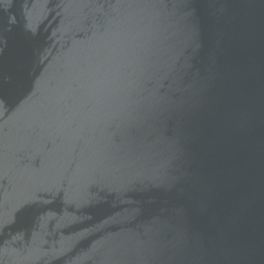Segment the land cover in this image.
<instances>
[{
	"label": "water",
	"instance_id": "95a60500",
	"mask_svg": "<svg viewBox=\"0 0 264 264\" xmlns=\"http://www.w3.org/2000/svg\"><path fill=\"white\" fill-rule=\"evenodd\" d=\"M0 264H264V0H0Z\"/></svg>",
	"mask_w": 264,
	"mask_h": 264
}]
</instances>
